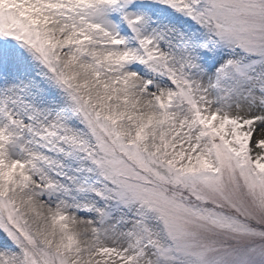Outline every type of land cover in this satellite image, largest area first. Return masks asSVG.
I'll use <instances>...</instances> for the list:
<instances>
[{"label": "snow or ice", "instance_id": "1", "mask_svg": "<svg viewBox=\"0 0 264 264\" xmlns=\"http://www.w3.org/2000/svg\"><path fill=\"white\" fill-rule=\"evenodd\" d=\"M0 264H264V0H0Z\"/></svg>", "mask_w": 264, "mask_h": 264}]
</instances>
